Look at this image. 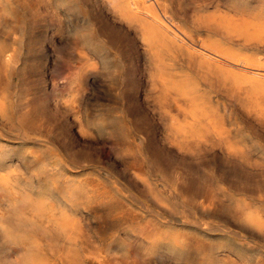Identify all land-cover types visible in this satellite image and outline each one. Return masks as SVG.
Here are the masks:
<instances>
[{
  "label": "rangeland",
  "instance_id": "obj_1",
  "mask_svg": "<svg viewBox=\"0 0 264 264\" xmlns=\"http://www.w3.org/2000/svg\"><path fill=\"white\" fill-rule=\"evenodd\" d=\"M0 264H264V0H0Z\"/></svg>",
  "mask_w": 264,
  "mask_h": 264
},
{
  "label": "bare ground",
  "instance_id": "obj_2",
  "mask_svg": "<svg viewBox=\"0 0 264 264\" xmlns=\"http://www.w3.org/2000/svg\"><path fill=\"white\" fill-rule=\"evenodd\" d=\"M139 13V12H138ZM138 13H136V14H138ZM141 13V12H140ZM161 26V25H160ZM179 39V38H178ZM203 53V52H202ZM207 53V52H206ZM208 56V55H207ZM219 60V59H218ZM221 61H219V63H220ZM223 62H224V60H223ZM225 63H227V61H225ZM221 64H223V63H221ZM227 65V64H226ZM229 65V64H228ZM240 69V68H239ZM2 217V216H1ZM17 218V217H16ZM10 222V221H9ZM31 225V224H30ZM24 246V245H23Z\"/></svg>",
  "mask_w": 264,
  "mask_h": 264
}]
</instances>
